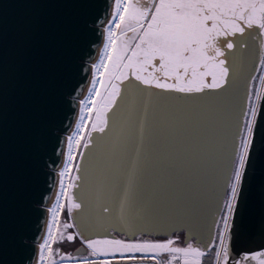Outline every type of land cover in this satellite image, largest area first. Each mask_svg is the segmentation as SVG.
I'll use <instances>...</instances> for the list:
<instances>
[{
    "label": "snow or ice",
    "instance_id": "6c2138e0",
    "mask_svg": "<svg viewBox=\"0 0 264 264\" xmlns=\"http://www.w3.org/2000/svg\"><path fill=\"white\" fill-rule=\"evenodd\" d=\"M98 34L36 264H264L232 247L264 135V0H112Z\"/></svg>",
    "mask_w": 264,
    "mask_h": 264
},
{
    "label": "water",
    "instance_id": "95a60500",
    "mask_svg": "<svg viewBox=\"0 0 264 264\" xmlns=\"http://www.w3.org/2000/svg\"><path fill=\"white\" fill-rule=\"evenodd\" d=\"M111 5L0 0V264H34L55 171ZM77 163L81 175L91 172L87 153L77 154ZM262 224L264 135H258L234 221L235 253L264 250Z\"/></svg>",
    "mask_w": 264,
    "mask_h": 264
},
{
    "label": "bare ground",
    "instance_id": "6f19581e",
    "mask_svg": "<svg viewBox=\"0 0 264 264\" xmlns=\"http://www.w3.org/2000/svg\"><path fill=\"white\" fill-rule=\"evenodd\" d=\"M110 15H111V8H110V11H109L108 17H110ZM102 46H103V38H102V35H101V40H100L99 48H98V50H97V52H96V55L94 56L93 61H92V62L90 63V65H89V66H90V71H89L88 80H87V84H86L85 90H84V92H83V94L81 95V97H80L79 100L83 99L84 96L87 94V90H88V87L90 86V81H91V66H92V64H95V63L99 60V51H100V48H101ZM78 108H79V101H78V106H77V111H76V115H75L74 121H73L72 126H71V128H70V130H69V132H68L67 135L71 134V131H72V130L74 129V127H75V123H76V119H77V115H78ZM67 135H66V137H67ZM66 151H67V143H66V141H65V147H64V151H63V152H66ZM63 162H64V157H63V155H62V158H61V160H60V162H59V164H58V166H57V168H56V171H55V175H56V189H55V191H54V194H53L51 200L49 201V203H48V205H47V211H48V208H50V207L52 206V204H53V202H54V200H55V198H56V193H57V191H58V187H59V179H60L59 176H58V172H59L60 169L63 167ZM66 178H67V177H66ZM66 178H65V180H66ZM48 217H49V214H48V216H47V220H48ZM46 225H47V221H46V224H45L44 230H43V232H42V234H41V236H40V238H39V240H38V242H37V251H36V253L38 252V245H39V243H41L42 240H43V236H44V232H45V229H46ZM34 264H36V261H34Z\"/></svg>",
    "mask_w": 264,
    "mask_h": 264
},
{
    "label": "rangeland",
    "instance_id": "374dc122",
    "mask_svg": "<svg viewBox=\"0 0 264 264\" xmlns=\"http://www.w3.org/2000/svg\"><path fill=\"white\" fill-rule=\"evenodd\" d=\"M73 163H77V155L74 158ZM71 174H75L74 170ZM70 179V177L66 178V183L68 182V180ZM61 219H62V212H61ZM68 220V217H66V221ZM71 222V221H69ZM69 232H73L74 230H68ZM78 244H76V242L72 243V244H68L67 242L63 245H53V247H59L61 249V251L63 252H71L72 249L75 248V246H77ZM57 260L59 259L58 257L56 258ZM252 264H255V262H252Z\"/></svg>",
    "mask_w": 264,
    "mask_h": 264
},
{
    "label": "flooded vegetation",
    "instance_id": "af4514ba",
    "mask_svg": "<svg viewBox=\"0 0 264 264\" xmlns=\"http://www.w3.org/2000/svg\"><path fill=\"white\" fill-rule=\"evenodd\" d=\"M66 217H67V213H66V211H63V212H62V220H66ZM75 242H76V244H78V245L75 246V248L71 250L72 253L75 251V249H76L77 247L80 246V241H79V239H77Z\"/></svg>",
    "mask_w": 264,
    "mask_h": 264
},
{
    "label": "trees",
    "instance_id": "16d2710c",
    "mask_svg": "<svg viewBox=\"0 0 264 264\" xmlns=\"http://www.w3.org/2000/svg\"><path fill=\"white\" fill-rule=\"evenodd\" d=\"M257 75H258V73H257ZM251 264H252V262H251Z\"/></svg>",
    "mask_w": 264,
    "mask_h": 264
},
{
    "label": "crops",
    "instance_id": "0c3cea01",
    "mask_svg": "<svg viewBox=\"0 0 264 264\" xmlns=\"http://www.w3.org/2000/svg\"><path fill=\"white\" fill-rule=\"evenodd\" d=\"M149 264H150V262H149Z\"/></svg>",
    "mask_w": 264,
    "mask_h": 264
}]
</instances>
